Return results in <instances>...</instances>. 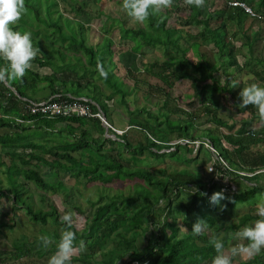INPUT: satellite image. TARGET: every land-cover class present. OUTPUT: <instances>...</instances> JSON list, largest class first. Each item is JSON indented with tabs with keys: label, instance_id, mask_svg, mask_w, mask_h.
Segmentation results:
<instances>
[{
	"label": "trees",
	"instance_id": "16d2710c",
	"mask_svg": "<svg viewBox=\"0 0 264 264\" xmlns=\"http://www.w3.org/2000/svg\"><path fill=\"white\" fill-rule=\"evenodd\" d=\"M93 1L104 10L108 0ZM218 1L221 5L216 6V0L212 4L205 0L203 7H197L188 0H173L171 7L161 8L135 26L128 25L124 18L113 17L120 43L128 45L134 55L131 59V54L121 51L116 61L117 40L104 32L110 29L107 17L112 18L111 14L105 15L98 31L92 22L80 18L85 15L90 20L91 15L78 0H25L24 12L11 27L32 33L37 54L22 78L0 81V227L6 224L3 216L21 211L41 226V235H47L49 243L44 245L41 235L32 241L26 235L14 237V248L0 250V256L28 260L35 254L42 257L56 252L59 238L68 227L56 202H50L47 209L35 204L29 183L45 193L64 195L65 202L73 204L71 227L77 234L76 244L83 240L86 247L76 248L72 263L212 264L216 255L213 238L221 239L226 249L238 246L234 234L264 218L254 210L227 225L219 216L232 214L240 204L253 205L258 193L264 194V170L247 177L254 184L241 180L238 191L227 193L218 181L213 182L211 173L207 180L191 167L168 169L150 163L187 151L194 153L189 162L207 166L214 154L204 143L209 139L216 153L233 168L264 169V125L259 129L252 125L253 118H261L255 105L242 107L250 109L253 117L237 127L236 121L221 116L220 105L209 89L210 84L219 85L221 98H227L224 93H232L239 105V93L234 91L238 80L228 67L235 64L240 52L238 40L253 51L255 37L250 25L259 21L264 28V0H241L254 14L231 5L230 0ZM112 2L123 4V0H109ZM179 9H187L188 15L180 16ZM69 10L74 11V17L66 13ZM173 16L178 21H171ZM210 44L216 50H201ZM155 50L161 51L162 57L145 61L144 55ZM250 55L245 54L243 69L264 80V59H251ZM138 59L141 67L136 63ZM119 62L125 76L116 72ZM8 66L9 62L0 56V71H7ZM101 67L108 72L106 78ZM220 70L225 81L217 74ZM183 80L192 88L190 105L198 101V106L186 109L178 102L179 96L172 94L173 86ZM46 89L47 94L37 96ZM57 93L61 99L67 98L66 93L91 97L95 101L91 103L93 111L99 105L108 120L106 106L113 112L112 100L114 106H123L128 113L130 126L124 134L110 138L99 117L75 113L52 118L32 113L21 98L47 99ZM154 94L162 98L154 103L156 111L147 104ZM207 123L215 127L199 129ZM220 127L228 131L221 132ZM134 128L137 142L127 135ZM56 130L59 135L54 133ZM96 132L100 134L95 136ZM183 139L189 142H181ZM195 140L200 141L198 146ZM215 167L225 172L222 166ZM80 184L85 189L95 187L97 194L94 201L90 200L93 209L81 230L73 217L75 211L84 213ZM216 191L225 193L221 205L210 199ZM46 198V194L41 196L42 203ZM3 199H7V209L2 206ZM200 220L206 224L202 234L197 235L192 227ZM246 243L244 240L241 245ZM234 264H264V251L248 259L239 258Z\"/></svg>",
	"mask_w": 264,
	"mask_h": 264
},
{
	"label": "rangeland",
	"instance_id": "374dc122",
	"mask_svg": "<svg viewBox=\"0 0 264 264\" xmlns=\"http://www.w3.org/2000/svg\"><path fill=\"white\" fill-rule=\"evenodd\" d=\"M213 0H209L208 4H212ZM79 5L85 6L86 5V9L89 11L88 13L91 15V19L87 20L86 16H80V18L84 21H86V23H90L99 31L102 27L103 22H105V15L107 14H111L112 18H108V22H107V27H109L110 29L108 31L104 30L105 33L110 34L112 37H114L117 40V44L114 46V51H115V56L114 59L116 61H119V57L121 54V51H126L125 54H131L130 51H128V45L124 44L122 45L120 43V37H119V28L117 26H114V24H117L116 20L113 19V17H121L124 18L125 22L130 25V26H135L137 25V21L134 20L131 16H129L127 10H125L123 8V4L121 3H109V0L105 3V7L104 10H102L100 8L99 10V3L94 2L93 0H78ZM102 3V2H101ZM216 6L221 5L222 1H218L216 0ZM108 5H110L109 9H108ZM211 6V5H210ZM183 7V6H181ZM184 8V7H183ZM102 13L100 14L99 12ZM105 11V12H104ZM180 16H187L188 15V10L187 9H179L178 10ZM178 12H176V15H178ZM66 13L68 15H70L71 17H74L73 15H75L73 10H69L66 11ZM108 16V15H107ZM175 16V15H174ZM172 17L171 21H178L176 20L175 17ZM89 21V22H87ZM249 25V24H248ZM251 35L252 37H255L254 39V43H253V47H252V52L249 49V46L245 45V43L240 40H238L236 42V44L239 46L240 48V52L237 53L236 55V62L233 66H227L228 70H234V79L238 80L237 84L234 86V91L236 93H239L241 91V89H243L244 87L252 84V83H257L260 84L262 86H264V80L257 78L253 73H249L247 72L245 69H243V64L245 63L246 57L245 54L250 55V53H253V56H251V59H254L256 57H262L264 59V28L262 29L260 27V23L259 21H255L253 22L251 25ZM188 28V27H187ZM197 30L200 28H196ZM204 49H213L216 50V48L213 47V44H210L207 47L202 46L201 50ZM146 51H148L147 48H145ZM131 59L132 57H134L133 53L130 55ZM162 57V53L159 50H155V51H150L147 53V55H144V59L145 61H155L158 58ZM253 61V60H251ZM140 65L141 67V61L140 59H138V62H136ZM137 64V65H138ZM259 67V65L257 66ZM240 68V69H239ZM261 68V67H260ZM47 70V68H46ZM116 72L122 76H125V68L122 66V64L119 62ZM220 73L217 74H221V78L222 81H225V75L222 73L223 70L219 71ZM101 83V82H100ZM210 84V83H209ZM211 86V87H210ZM209 89L211 90V93H213V95L215 96V102L218 103L220 105V113L221 116L226 119V120H234L236 121V126L238 127L239 125H241V122L249 119L251 117H253V114L251 112L250 109H242V107H239L238 103L234 100V97L232 95V93H224L226 95L227 98L222 99L221 98V94H222V89L219 85L216 84H210ZM49 91L46 89L44 91H41L39 93H37V96L41 95H45L47 94ZM172 94L174 96H179L178 98V102H181L182 107L186 108V109H190L193 106H198V101L193 104L190 105V102L192 103V88L190 87V83L187 80H183L182 82L179 81L178 83H176L173 86L172 89ZM223 94V95H224ZM41 99V98H40ZM160 100H162L161 97L157 96V95H151L148 99L147 104L151 106V109H153V111H156V107H155V102L159 103ZM112 103V107H113V112L111 111V108L107 105L106 106V111L109 113V120L110 122L118 129H126L129 128L130 126V122H129V116L128 113L123 109V106H120L117 104H115L114 106V102L112 100H110ZM134 105H131V108H133ZM255 110H258L257 106L254 107ZM259 112V110H258ZM184 118L186 117L185 115H181ZM252 125L254 127V129H259L260 127H262L264 125V119L262 118H253L252 120ZM205 127H212L214 128L215 125L213 123H207V124H203L199 126V129H204ZM219 131L221 132H225L228 131V129H226L225 127H220ZM59 131L56 130L54 133H56L57 135H59L58 133ZM106 132V131H105ZM142 133V132H139ZM100 134V132H96L95 136H98ZM129 138L131 141L133 142H137V138L138 136V132L137 129H133L132 131H128ZM106 136L110 137V138H116L113 134L107 133L106 132ZM58 142V141H57ZM169 150V149H167ZM194 156V153H190L187 151L184 152H179L176 154V156H166L161 160H150V163L152 164H156V166H167L168 169H171L173 167H191L193 170H195L196 172H198L200 175H202L204 177V179H209L211 177V175H209V169L207 170V166H203V167H198L195 165V163L189 162L188 160L192 159V157ZM210 162L211 163L213 161V156L209 157ZM239 181H241V179H239L237 177L236 179V183L239 185ZM248 184L250 183H254L251 181H247ZM261 183L264 185V179L261 180ZM247 184V183H246ZM30 189L33 192V200L35 202V204L37 206H42L43 208H48L49 207V203L50 202H56L57 206L63 211V217L65 215V213H70L71 211H74L73 209V204H69L67 202H65V196L61 195V194H55L53 195L52 193H45L42 190H39L35 187V185L33 183H29ZM239 187V186H238ZM240 187L244 188L245 184H243L242 182L240 183ZM80 188H82V196H81V202H82V206H83V210L84 213H79L77 211H75L73 213V217L75 216V224L77 229L81 230L84 227V222L86 219V215H88L92 208V202H90V200L94 201L95 198L97 197L96 191H95V187H88V188H84L82 184H80ZM43 194H46L47 198L45 200V203H42L41 200V196ZM264 195V194H262ZM262 195H260V193H258V195L256 196L257 201L252 205L251 204H240L238 209H235V211L232 214H225L224 216H220L221 219L225 220V223L227 225L229 224H233L234 222L238 221V218L241 217L244 213H249L250 211H254L255 213H257L256 209L258 206V203L260 202V199L262 197ZM255 201V199L252 200V202ZM2 206L4 209H7V199H3L1 200ZM9 205V204H8ZM258 214V213H257ZM3 221H6V224L4 226L0 227V250H4V249H8V250H12L14 248V244H13V239L14 237H22L24 235L27 236V239L29 240H33L35 238V236L41 235L40 232V225H35L33 224L31 221H29V219L25 216V214L21 211H16L14 215H12L11 217L9 216H3L1 218ZM258 220V219H257ZM256 221V220H255ZM255 221H253V224L255 223ZM240 232L235 233L234 237L235 241H238L237 245H241L244 242V238L242 236L239 235ZM222 234V233H220ZM236 246V245H235ZM229 248H225V252L230 254V249L231 247H233V245L228 246ZM213 252H216V249L214 248ZM55 252H50L47 253L46 255L40 257L39 255L35 254L33 255L31 258H29L28 260H20V259H15V258H11L9 257V255H3L0 256V264H23L24 262H28L30 264H48V260L49 257L54 254ZM77 253V251L75 250L73 255H75ZM249 256L247 254L245 255H237L235 257H233V262L237 263L239 258L242 260L244 258L248 259ZM23 259V258H22ZM72 264H81L80 262H73Z\"/></svg>",
	"mask_w": 264,
	"mask_h": 264
},
{
	"label": "clouds",
	"instance_id": "9594fccd",
	"mask_svg": "<svg viewBox=\"0 0 264 264\" xmlns=\"http://www.w3.org/2000/svg\"><path fill=\"white\" fill-rule=\"evenodd\" d=\"M188 3L194 4L197 7H203L205 4V0H188ZM172 4L173 0H123L122 6L125 10H127L129 16H131L134 20L143 23L146 22L150 15H152L153 13L159 12L161 8L171 7ZM24 10L25 0H0V56L5 58L9 62L8 70L0 71V81H11L17 78H22L26 70L31 66L32 59L37 54V49L33 46L32 33L30 31L21 32L19 30H14L11 27V24L15 23L21 17ZM100 71L101 74L106 78L108 72L103 67H101ZM14 90L16 91V89ZM58 94L60 93L49 96L47 99H61V94L59 96ZM67 94L71 93H66L65 95ZM76 97H85L92 100V102L89 101L90 105L91 103L95 102L91 97L88 96ZM239 97V107H244L249 104H253L257 106L261 118L264 119V86L257 83H252L241 89V91L239 92ZM21 98L25 102L24 106L26 109H28L27 104L30 100H46L26 96H21ZM97 106L98 110H102L99 105ZM57 117L59 116H54L52 118ZM110 134L113 133H111L110 131ZM115 137H117V135ZM213 153V161L207 165V170L210 166L214 167L213 170L209 169V173H211L212 177H214L213 182L217 181L215 179L217 171L224 176L230 173L231 180L236 183L237 177L247 182L249 181L247 179L248 176H253L254 174L264 170L257 169L255 171H247L235 169L230 166L229 163L224 159L229 166V168H225V166L220 163L219 159H217V156L220 158L222 157L218 153H216V151ZM215 164L222 166L225 172H221L218 167H215ZM240 171L244 172L245 175L240 174ZM218 182L220 183V181ZM236 185L237 190L224 191L227 193L236 192L239 189L237 183ZM224 191L214 192L210 197L211 201L216 205H221V201L226 199ZM256 211L259 216L264 217V195H262ZM63 219L67 222L68 227L62 232L59 238V242L57 244V250L54 254L49 257L48 264H72V257L76 248L79 247L80 250H83L86 247L85 242L83 240L79 242V245L76 244L77 234L75 230H73L71 227V213H65ZM205 224L206 221L204 220H200L199 222L194 224L192 227L193 233L197 235L202 234V226H204ZM239 235L242 236L247 241V243L231 247L230 254L224 251L225 244L221 239L213 238L212 243L214 245V248L216 249L217 254L214 256L212 264H234L233 257L237 255L247 254L249 257H251L254 254H258L264 251V218L256 220L255 223L252 225L245 226L240 231ZM40 239L44 242V245H47L49 243V237L47 235H41Z\"/></svg>",
	"mask_w": 264,
	"mask_h": 264
},
{
	"label": "built area",
	"instance_id": "2783aa9c",
	"mask_svg": "<svg viewBox=\"0 0 264 264\" xmlns=\"http://www.w3.org/2000/svg\"><path fill=\"white\" fill-rule=\"evenodd\" d=\"M231 5L234 6H240L243 7L246 11L250 12L251 14H254L252 8L244 1L241 0H230L229 2ZM60 94H58L59 96ZM67 98L64 97L63 99H46L42 101H34L30 100L27 104V108L32 112V113H41L43 115H49L50 117L54 116H71L72 114H79L83 116H97L101 119L102 124L106 131L110 133V130H113L114 133L113 135L116 136V134H123L127 131L128 128L126 129H118L116 128L106 117L104 112L99 109L98 111H93L92 107L89 103V101L92 102V100L85 98V97H76L71 94H67ZM181 142L183 143H188L189 139H183ZM196 143L198 146L199 140L193 141ZM205 145L209 147L213 152H215V148L212 145L211 141L209 139H206L204 141ZM174 149V148H173ZM217 159H219L220 163H222L225 168H229L228 164L226 161L220 157L217 156ZM210 170H213L214 167L210 166ZM232 170V169H230ZM242 175H245L244 172H239ZM215 179L217 181H220L222 184V189L223 190H228V191H235L237 190V185L234 181L231 180L230 178V173L228 175H221L218 171L216 172ZM126 261V260H125ZM128 264H149L148 262H139V261H131L128 262Z\"/></svg>",
	"mask_w": 264,
	"mask_h": 264
}]
</instances>
